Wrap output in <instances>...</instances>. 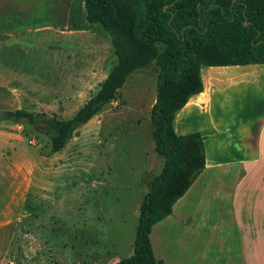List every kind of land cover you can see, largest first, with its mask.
<instances>
[{"label": "rangeland", "instance_id": "374dc122", "mask_svg": "<svg viewBox=\"0 0 264 264\" xmlns=\"http://www.w3.org/2000/svg\"><path fill=\"white\" fill-rule=\"evenodd\" d=\"M115 63L85 0H0V110L70 118ZM158 73L156 62L133 72L60 152L41 126L0 121V264H117L133 254L140 204L164 166L151 121Z\"/></svg>", "mask_w": 264, "mask_h": 264}, {"label": "trees", "instance_id": "16d2710c", "mask_svg": "<svg viewBox=\"0 0 264 264\" xmlns=\"http://www.w3.org/2000/svg\"><path fill=\"white\" fill-rule=\"evenodd\" d=\"M85 6L87 20L110 34L116 57L97 92L67 119L18 108L0 110V121L41 126L51 150L60 152L77 128L117 99L133 72L156 62L151 121L164 166L140 204L134 252L117 264H164L153 250V226L172 214L206 167L202 134L179 135L174 120L204 90L202 67L264 63V0H85Z\"/></svg>", "mask_w": 264, "mask_h": 264}, {"label": "crops", "instance_id": "0c3cea01", "mask_svg": "<svg viewBox=\"0 0 264 264\" xmlns=\"http://www.w3.org/2000/svg\"><path fill=\"white\" fill-rule=\"evenodd\" d=\"M201 73L204 90L174 127L179 135L202 134L206 167L153 226V250L164 264H264V63L204 66Z\"/></svg>", "mask_w": 264, "mask_h": 264}]
</instances>
